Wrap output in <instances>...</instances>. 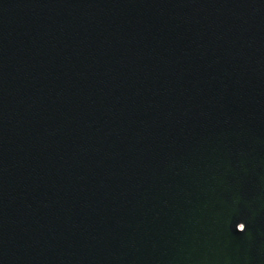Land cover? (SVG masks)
<instances>
[{
    "label": "water",
    "instance_id": "95a60500",
    "mask_svg": "<svg viewBox=\"0 0 264 264\" xmlns=\"http://www.w3.org/2000/svg\"><path fill=\"white\" fill-rule=\"evenodd\" d=\"M0 264H264V0H0Z\"/></svg>",
    "mask_w": 264,
    "mask_h": 264
}]
</instances>
